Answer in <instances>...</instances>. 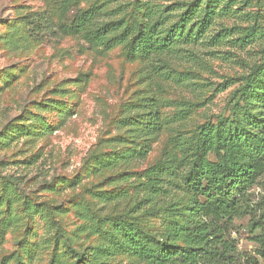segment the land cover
<instances>
[{
  "label": "rangeland",
  "instance_id": "rangeland-1",
  "mask_svg": "<svg viewBox=\"0 0 264 264\" xmlns=\"http://www.w3.org/2000/svg\"><path fill=\"white\" fill-rule=\"evenodd\" d=\"M179 1L0 0V264H49L66 242L94 251L97 263L145 264L119 250L114 217L159 238L180 220L144 202L145 171L168 152L179 159L176 145L200 126L230 117L233 94L264 63V0H244L205 39L161 56L131 52V39L105 51L74 28L94 5L106 3L110 20L131 29L148 8ZM153 100L162 132L146 159H122L148 139L137 129ZM115 157L114 166L99 164ZM168 175L159 204L188 207L191 193ZM248 195L229 236L242 264L260 249L262 229L252 225L264 211V175ZM100 220L98 234L80 231Z\"/></svg>",
  "mask_w": 264,
  "mask_h": 264
},
{
  "label": "trees",
  "instance_id": "trees-1",
  "mask_svg": "<svg viewBox=\"0 0 264 264\" xmlns=\"http://www.w3.org/2000/svg\"><path fill=\"white\" fill-rule=\"evenodd\" d=\"M63 1L65 5L69 2ZM243 2L183 0L167 7L153 6L145 12L144 20L131 29L123 20H110L113 11L103 3L84 11L74 22V28L85 32L89 45L105 51L131 39V52L161 56L205 39L219 19L240 12ZM255 28L251 27L250 32H255ZM226 31L222 30L214 39L223 38ZM242 82L231 98L235 103L230 117L200 126L188 141L176 145L179 159L174 152H168L165 161L145 171L144 202L180 220L170 223L159 238L133 219L115 216L111 234L117 238L120 251L145 264H242L241 253L229 237L230 225L248 211L249 191L264 175V63L254 66ZM162 130V115L153 100L147 120L137 129L140 138L148 139L122 159H146L152 150L149 139H156ZM119 160L115 157L99 164L114 166ZM168 174L179 178L191 193L188 207L179 209L178 200H172L167 208L159 204L169 192L164 188ZM105 223L100 220L80 231L98 234ZM252 228L262 229L261 237H257L260 249L257 257H249L244 264H264V211ZM57 232L62 235L60 227ZM60 251L61 256L54 253L49 264H64L62 257L66 264H102L97 263L94 251L67 242Z\"/></svg>",
  "mask_w": 264,
  "mask_h": 264
}]
</instances>
